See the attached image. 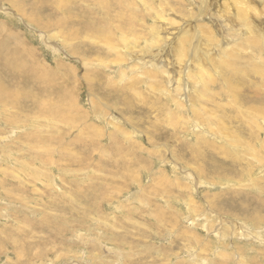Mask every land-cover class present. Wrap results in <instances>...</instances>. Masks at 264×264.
Instances as JSON below:
<instances>
[{"label": "rangeland", "instance_id": "obj_1", "mask_svg": "<svg viewBox=\"0 0 264 264\" xmlns=\"http://www.w3.org/2000/svg\"><path fill=\"white\" fill-rule=\"evenodd\" d=\"M145 1L155 11L163 2ZM24 2L33 11L41 5L45 13L35 14L53 21L51 30L15 11ZM106 2L103 16L92 0H78L63 14L44 8L49 0H0L5 9L0 10V25L24 38V45L54 72L57 85L74 83L73 98L61 108H76L86 120L62 145L79 134L87 142L91 135L86 131L93 126L99 133L88 147L75 143L76 148L61 150L55 145L51 159L56 171L45 170L31 166L33 157L24 149L44 143L51 132H36L32 124L14 119L12 106H0V264H264V224L253 221L264 218L258 182H264V169L255 170L257 161L264 160V68L234 60L228 73L219 74L231 85L219 83L216 76L205 102L196 96L199 83L175 89L173 72L168 77L164 68L148 63L145 58H161L165 48L160 43L153 51L144 45L151 35L141 42L138 59L134 48L133 59L124 54L132 43L121 41L111 17L129 4L136 12L130 21L135 31L141 26L149 32L157 18L141 1ZM167 2V10L182 7L177 3L182 1ZM165 17L171 19L170 12ZM99 20L111 26L105 41L62 35L63 27L69 34ZM4 35L0 32L1 41ZM258 55L264 61V48ZM211 59L217 62L214 54ZM10 61L21 58L11 56ZM57 64L69 70L55 71ZM218 122L225 131L215 129ZM29 134L31 142L25 140ZM78 155L86 159L66 162ZM224 162L231 170H224ZM35 167L53 174L49 188L27 180ZM122 167L135 170L134 177ZM16 187L24 195L12 202L7 192L18 193ZM244 195L249 198L240 200ZM221 199L228 207L218 210ZM8 238L18 242L17 249Z\"/></svg>", "mask_w": 264, "mask_h": 264}, {"label": "bare ground", "instance_id": "obj_2", "mask_svg": "<svg viewBox=\"0 0 264 264\" xmlns=\"http://www.w3.org/2000/svg\"><path fill=\"white\" fill-rule=\"evenodd\" d=\"M5 1L13 4L16 0ZM77 1L49 0L50 6H45L44 8L48 7L56 13L63 14L66 8H71ZM82 1L86 2V0ZM140 1L150 11V14L157 18L155 25L150 27L149 32L141 26H138L139 30L135 31L130 21L136 17V12L129 4L124 5L125 12L118 10L111 17L117 23L115 29L118 30V36L121 41L124 40L132 43L126 46L124 54H128L133 59L130 55L132 53L131 50L134 48L133 53L138 59L139 49L142 47L140 46L141 42L146 41V37L151 35V42L144 45H152L153 51H157L160 46L159 44L162 43L165 46L164 56L161 58L152 57L145 59L149 60L148 63L157 65V68H164L165 74L168 77L173 72L171 76L175 89H180L181 83L184 84L186 90L197 86L199 83L201 90L196 92V96L204 99L205 102H209L213 93L210 88L217 81L216 76L220 78L219 83H224L226 87L231 85L225 74H219L222 70L228 73L229 68L233 67L232 63L234 60L242 63L247 62L259 69L264 68V61L258 55L259 50L264 48V4H262L264 0H185L188 6H186L185 1L179 0L183 3H177L182 7L174 5L172 9L169 8L170 11L165 8L169 4L167 0L159 2L158 10L156 11L146 4L145 0ZM92 2L94 5H98L103 12V16H106L107 12L103 11L107 4L106 0H92ZM42 3L40 2V4ZM3 7V5H0L2 12L5 10ZM15 11L31 19L32 23H37V25L43 26L44 29L51 30L53 21L43 20L37 15L45 13L42 11L41 5H36L33 11L29 10L24 2ZM168 12L171 15V19L169 20L165 17ZM195 12L197 15H195ZM35 15L36 17H34ZM144 19L146 20V18ZM180 21H184V24L182 25ZM110 28L111 26L107 22L99 20L95 24L88 23L83 31H71L67 34L64 27L61 30L62 35L67 36V38L74 39L79 35H84L85 39L94 37L105 41L107 40L106 33H110ZM0 32L3 35H7L4 39L1 37L3 41L0 39V81H2L0 86V106L3 109L12 106L15 110L14 119L32 124L36 132L39 129L51 132V135L48 134L49 137L44 140V143L39 142L37 147L28 144V147H25L24 150L25 154L33 157L31 166H38L39 164L45 170L47 168L54 170L52 168L54 163L51 157L54 154L52 152L56 150L55 145H61V150L73 148V146L75 147V143H81L85 147H88L93 144V139L99 137V133L93 126L86 131V133L91 135L87 142L81 140L84 136L79 134L80 136L77 135L74 139L62 145L66 136L72 133L78 134V122L86 120L85 115L81 114L76 108H61L64 101H71L73 98L74 83L71 82L67 86L57 85L55 83L56 78L53 75L54 72L42 64L39 58H36L35 52L32 49L24 45V38L17 37L2 25H0ZM240 51L243 52L242 56L235 58ZM213 54L217 62L211 59ZM11 56L19 57L21 61L12 64L10 61ZM143 58L141 57L138 62H142ZM61 70L68 71L69 68L57 64L55 71ZM205 92L209 93V95L205 96ZM54 95L55 97L53 98L52 96ZM22 108H25L26 112L21 113ZM205 111H203L204 114H206ZM263 111H260V114ZM94 116L96 115H90L91 118H95ZM261 116L264 119V115ZM217 119L219 121V116ZM257 120L255 118V121ZM209 122L214 123L213 120ZM215 125L216 130H226L220 122ZM65 127L67 128L66 132L63 131ZM63 132L66 134H61ZM25 136L26 141L31 142L33 140V135L29 134ZM227 144L229 145V143ZM262 145L264 147V140ZM114 147H117L116 144H114ZM219 149L222 152L228 153L225 148L219 147ZM119 156L123 158L121 154ZM85 159L86 156L78 155L72 159L68 158L66 162L73 164ZM257 165L255 170L258 169L261 173L264 169V160L260 158L257 161ZM221 166H223L224 170H231L232 168L227 162H224ZM25 168L27 170L31 169L30 164H26ZM126 171L132 173L134 177L133 173L135 170L125 169ZM28 175H32V178H29ZM28 175H25L27 180L36 184V186L48 187V183L54 180L53 174L49 172L40 173V171L36 170V167ZM258 182L259 189L262 190L260 195L264 196V182L261 180H258ZM36 186L32 188L33 192L36 190ZM121 190L122 188L119 191L121 192ZM16 191L18 193L15 194L7 192L8 198L12 202L18 201L19 197L24 195V192H21L18 187H16ZM248 198V196L244 195L240 200L246 201ZM30 202L29 200L27 204ZM225 203L226 201L221 199L217 205V209H226L228 206ZM17 205L16 203L15 206ZM23 207L26 208L27 206ZM260 211H264V203L262 202H260ZM240 212L246 214L245 209H240ZM253 221L257 224H264V218H261V221L253 218ZM236 224L239 225L238 223ZM234 229H237V227H234ZM224 232L225 229H223L222 233ZM8 240L16 245L15 249H17L18 242L11 238H8ZM20 241L23 242L21 239ZM105 249L108 250L109 248L106 247ZM20 255V258H22V254Z\"/></svg>", "mask_w": 264, "mask_h": 264}]
</instances>
